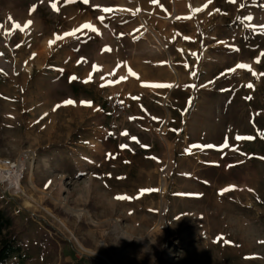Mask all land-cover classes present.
I'll return each instance as SVG.
<instances>
[{
    "label": "rangeland",
    "instance_id": "1",
    "mask_svg": "<svg viewBox=\"0 0 264 264\" xmlns=\"http://www.w3.org/2000/svg\"><path fill=\"white\" fill-rule=\"evenodd\" d=\"M0 24L24 264H264V0H0Z\"/></svg>",
    "mask_w": 264,
    "mask_h": 264
},
{
    "label": "snow or ice",
    "instance_id": "2",
    "mask_svg": "<svg viewBox=\"0 0 264 264\" xmlns=\"http://www.w3.org/2000/svg\"><path fill=\"white\" fill-rule=\"evenodd\" d=\"M65 2H72V0H65ZM84 2H85V3H89V0H84ZM152 2H153V3H158V0H152ZM210 2H211V0H209V3H210ZM229 2H231V3H235L236 0H229ZM206 6H207V5H204V7H206ZM34 7H35V6H33V9H34ZM51 7L53 8V10H55V11H59V9H58L56 3H52V4H51ZM240 7L242 8V7H244V5L242 4V5H240ZM201 10H202L201 8H195V9H192L193 12H198V11H201ZM103 11H104V12H110V11H112V9H111V8H107V7H105V8L103 9ZM216 11H219V9H217ZM188 18H191V17H188ZM11 19H12V18L9 17V20H11ZM99 19L103 20V17H99ZM245 19L251 20L252 17H251V16H247V17H245ZM31 23H32V21H30V20H29V21H26V22L23 24L22 28H23V29H28L29 26L31 25ZM81 27H82V28H92V25H91L90 23H85V24L81 25ZM3 28H4V25L0 24V29H3ZM12 28H13V29L21 28V25H20L19 23L15 22V21H13V22H12ZM93 30H95V29H93ZM77 31H79V29H73L72 31H69V32H65V33H63V35H57V36H55V39L49 41V46H51L52 44H54L57 40H62V39H64L65 37H69V36L74 37V36H76ZM4 34H5V35H10V30L5 29ZM185 39H188V37H185ZM17 47H19V45H17ZM34 56H35V54H33V57H34ZM261 56H264V52L261 53ZM257 61H259V57L257 58ZM93 67L95 68L96 66L93 65ZM236 67H237V68H247L248 65H245V64H237ZM226 71L231 72V71H234V69H228V70H226ZM132 74L135 75L134 73H132ZM224 74H225V73H221V75H224ZM253 74L255 75V73H253ZM110 75H114V73H112V74H110ZM192 75H195V73H192ZM262 75H264V74H262ZM70 79H76V77L73 76V77H70ZM88 79H89V80L91 79V75L89 76ZM102 79H103V77H102ZM121 79H124V77H121ZM114 82H118V81H114ZM154 86H155V87H171L172 85L156 84V85H154ZM247 86L250 87V88L252 87L251 84H248ZM193 87H194V86H193ZM248 99H251V97H248ZM64 103H65V104H72V103H74V101H72V100H66V101H64ZM81 103L90 104V102H86V101H82ZM130 119H134V117H130ZM122 135H127V132L122 133ZM260 135H261V136H264V133H261ZM131 139L135 140L136 138H135V137H132ZM236 139H238V140H245V139H246V140H251V139H253V137H251V136H248V137L237 136ZM228 146H229V145H228L227 140H226V141H225V144H224V145H221L220 147H221V148H224V147H228ZM120 147L123 148V147H126V145H121ZM200 147H213V146H212V145H192V146H190V148L186 149L185 151H186V152H190V151H191V148H200ZM262 159H264V158H262ZM232 187H234V186H229V188L221 189V193L231 190ZM146 191H154V189H142V190H141V193L146 192ZM116 198H117V199H130V197H124V196H117Z\"/></svg>",
    "mask_w": 264,
    "mask_h": 264
},
{
    "label": "trees",
    "instance_id": "3",
    "mask_svg": "<svg viewBox=\"0 0 264 264\" xmlns=\"http://www.w3.org/2000/svg\"><path fill=\"white\" fill-rule=\"evenodd\" d=\"M23 230L24 226H18L15 215L0 206V264H24L30 260L23 253L26 246L19 237Z\"/></svg>",
    "mask_w": 264,
    "mask_h": 264
},
{
    "label": "bare ground",
    "instance_id": "4",
    "mask_svg": "<svg viewBox=\"0 0 264 264\" xmlns=\"http://www.w3.org/2000/svg\"><path fill=\"white\" fill-rule=\"evenodd\" d=\"M21 159H19L18 162L19 164L15 170H10L9 167L5 166L4 164L5 162L0 160V180L3 181L5 183V186H7V188L10 189V191H13V193H16L18 189L22 190V185L20 184L21 183L20 181L24 170V166L27 165L28 159L26 157L23 158L22 160ZM32 168H33V164L31 165V170ZM32 201H34L33 197L28 195L23 201L24 207L32 208L33 207Z\"/></svg>",
    "mask_w": 264,
    "mask_h": 264
},
{
    "label": "built area",
    "instance_id": "5",
    "mask_svg": "<svg viewBox=\"0 0 264 264\" xmlns=\"http://www.w3.org/2000/svg\"><path fill=\"white\" fill-rule=\"evenodd\" d=\"M106 106L109 107V108H112V109H115V110H118V111H123L125 109V105L123 102H120V101H112V100H109L106 102ZM22 157H19L18 159H5L4 160V164L6 167H9L10 170H15L16 167L18 166V162H19V159H21Z\"/></svg>",
    "mask_w": 264,
    "mask_h": 264
}]
</instances>
